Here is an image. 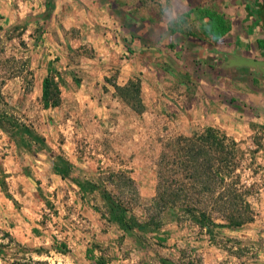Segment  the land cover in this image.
I'll return each mask as SVG.
<instances>
[{
  "label": "rangeland",
  "instance_id": "1",
  "mask_svg": "<svg viewBox=\"0 0 264 264\" xmlns=\"http://www.w3.org/2000/svg\"><path fill=\"white\" fill-rule=\"evenodd\" d=\"M220 6L0 0V264H264V67L219 76L198 58L213 42L204 14ZM122 24L143 25L147 36L132 39ZM48 73L60 103L45 109ZM136 79L141 114L113 87ZM206 128L245 153L240 177L255 217L241 229L208 236L170 213L155 232L125 233L98 191L78 187L112 189L108 175L125 173L143 222L161 142ZM62 161L72 166L65 178L53 168Z\"/></svg>",
  "mask_w": 264,
  "mask_h": 264
},
{
  "label": "trees",
  "instance_id": "2",
  "mask_svg": "<svg viewBox=\"0 0 264 264\" xmlns=\"http://www.w3.org/2000/svg\"><path fill=\"white\" fill-rule=\"evenodd\" d=\"M204 17L208 21L206 33L213 42L228 33L229 26L223 15L206 11ZM123 25L132 39L141 40L147 36L143 25ZM258 44L263 50L264 44ZM216 73L225 76L223 71L217 70ZM113 87L134 112H143L138 79L129 80L122 87ZM41 102L45 109L55 108L60 103L59 88L50 73L41 83ZM228 103L234 104L235 101L229 99ZM24 132L31 135L27 128ZM10 137L18 143L14 132ZM244 160L245 153L238 143L215 128L164 139L155 163L154 194L145 205L143 222L133 215V209L140 204V196L133 180L125 173L108 175L107 182L112 189L105 186L95 188L90 183H79L78 187L86 192L98 191L109 209L110 220L125 233L155 232L161 228L165 214L175 213L176 221L188 220L199 231L211 236L215 229L235 231L254 221L255 215L248 201L252 190L242 183L240 177ZM53 168L65 178L72 166L62 161L54 163ZM60 247L66 248L64 244Z\"/></svg>",
  "mask_w": 264,
  "mask_h": 264
},
{
  "label": "crops",
  "instance_id": "3",
  "mask_svg": "<svg viewBox=\"0 0 264 264\" xmlns=\"http://www.w3.org/2000/svg\"><path fill=\"white\" fill-rule=\"evenodd\" d=\"M219 3L229 31L217 42L202 46L203 56L198 58L219 71L245 72L250 67L242 63L263 60L258 43L264 44V0H219Z\"/></svg>",
  "mask_w": 264,
  "mask_h": 264
},
{
  "label": "water",
  "instance_id": "4",
  "mask_svg": "<svg viewBox=\"0 0 264 264\" xmlns=\"http://www.w3.org/2000/svg\"><path fill=\"white\" fill-rule=\"evenodd\" d=\"M245 66H249V67H253V68H258V67H264V61L260 62V61H247L242 63Z\"/></svg>",
  "mask_w": 264,
  "mask_h": 264
}]
</instances>
